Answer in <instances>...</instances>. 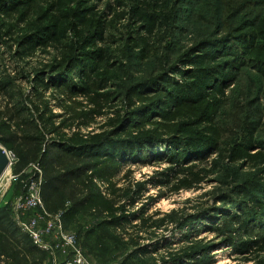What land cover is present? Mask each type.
Listing matches in <instances>:
<instances>
[{"label":"rangeland","instance_id":"374dc122","mask_svg":"<svg viewBox=\"0 0 264 264\" xmlns=\"http://www.w3.org/2000/svg\"><path fill=\"white\" fill-rule=\"evenodd\" d=\"M208 54L215 60L194 63ZM198 68L215 76L212 88L179 104L164 84L194 80ZM88 70L83 94L77 74ZM0 81L52 118L49 130L89 122L82 139L123 145V160L138 161L109 185L96 180L63 219L92 264H120L139 249L149 264H264V0H0ZM61 132L68 142L71 129ZM186 146L180 165L172 154ZM12 168L0 202L16 214L35 170L15 177ZM114 185L130 190L102 213L92 203ZM45 241L59 242L55 233Z\"/></svg>","mask_w":264,"mask_h":264},{"label":"trees","instance_id":"16d2710c","mask_svg":"<svg viewBox=\"0 0 264 264\" xmlns=\"http://www.w3.org/2000/svg\"><path fill=\"white\" fill-rule=\"evenodd\" d=\"M51 32V36H49L51 41L61 40V33L58 30H51ZM102 56L103 51L100 57L102 58ZM210 60L214 61L215 57L208 54L197 57L194 63L203 65ZM87 72L84 74L87 78H84L80 73L77 74L80 80L84 79L87 83V86L83 84V81L77 85L83 94H87L91 88L88 84V77L91 75L89 70ZM188 76H192L194 80L164 84L170 87L168 88L169 94H173L172 99L179 104L190 102L197 97L204 98L206 90L212 88L215 78L208 70L202 68H198ZM98 85L102 86L103 83ZM221 85V83H216V89L221 91L219 89ZM69 88L71 89V87ZM0 94H2L0 98H5L4 105L0 106V121L2 124H7L8 131L6 132L0 127V141L4 145L11 146L14 156L13 173L17 176L23 175L33 163H37L43 168L41 194L46 209L52 214L63 211L65 219L68 213L75 208L81 209L85 206L96 187V180H101L105 185L107 183L109 185L119 175L121 168L138 162L137 160H123V157L127 156L124 154L127 147L123 145L108 142L104 146L96 147L94 145H97L98 141L82 139L80 127L82 125L89 126V122L78 125L71 121L70 125L56 128L53 131L49 130L47 125L52 121V118L44 120L42 114L37 116L38 111L35 112L33 108L23 102L21 95L12 92L10 82L0 81ZM103 96L105 95L97 94L96 97ZM64 127L70 128L72 133L71 139L65 143L63 142L65 137L62 135L66 134L61 132ZM74 127L77 130H74ZM246 127L251 133V137L248 139L251 143L255 130L251 125ZM53 133L61 134L59 140H49V135ZM50 141L56 144L48 146ZM48 147H57L61 152L51 153L47 149ZM181 149L172 154V159L180 165L187 156L186 149L188 147ZM216 151L217 148L213 147L212 153H216ZM184 168L182 171L186 173L187 169ZM111 189L112 195L108 197L99 195L92 203L93 206L98 205L102 213L114 214L116 206L124 200L125 193L127 195L130 190V188L123 189L116 185ZM81 195L85 197L80 198ZM94 210L96 209L94 208ZM110 221V225L117 228L121 225L116 218ZM139 245L140 243H135L134 247H139ZM136 252V254L126 257L120 264H149L147 259L137 260L139 252L146 254V250L139 249ZM48 257L49 252L38 247L30 235L24 232L16 221L15 214L9 211L8 206H0V264H46Z\"/></svg>","mask_w":264,"mask_h":264},{"label":"built area","instance_id":"2783aa9c","mask_svg":"<svg viewBox=\"0 0 264 264\" xmlns=\"http://www.w3.org/2000/svg\"><path fill=\"white\" fill-rule=\"evenodd\" d=\"M8 154L12 167L14 156L12 152H8ZM29 169L35 170V176L29 180L26 192L19 198L17 213L15 214L16 221L38 247L51 254L49 264H92L85 257L83 249L78 246L76 236L66 230L67 228L63 224V211L52 214L46 209L41 194L43 169L37 163L31 164ZM35 209L39 210V214L34 218L27 221L20 218L19 213L30 212ZM41 221H44L45 224L41 225ZM53 233L56 234L59 242L49 244L45 238Z\"/></svg>","mask_w":264,"mask_h":264},{"label":"water","instance_id":"95a60500","mask_svg":"<svg viewBox=\"0 0 264 264\" xmlns=\"http://www.w3.org/2000/svg\"><path fill=\"white\" fill-rule=\"evenodd\" d=\"M11 159L7 150L0 145V182L11 167Z\"/></svg>","mask_w":264,"mask_h":264},{"label":"crops","instance_id":"0c3cea01","mask_svg":"<svg viewBox=\"0 0 264 264\" xmlns=\"http://www.w3.org/2000/svg\"><path fill=\"white\" fill-rule=\"evenodd\" d=\"M1 203V202H0ZM3 204H5V202L1 203V206H4Z\"/></svg>","mask_w":264,"mask_h":264},{"label":"bare ground","instance_id":"6f19581e","mask_svg":"<svg viewBox=\"0 0 264 264\" xmlns=\"http://www.w3.org/2000/svg\"><path fill=\"white\" fill-rule=\"evenodd\" d=\"M8 172V171H7Z\"/></svg>","mask_w":264,"mask_h":264}]
</instances>
